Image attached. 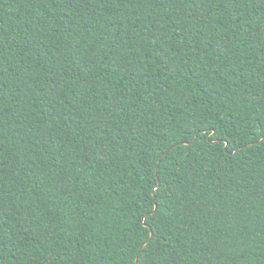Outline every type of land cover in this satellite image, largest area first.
<instances>
[{
    "label": "trees",
    "instance_id": "1",
    "mask_svg": "<svg viewBox=\"0 0 264 264\" xmlns=\"http://www.w3.org/2000/svg\"><path fill=\"white\" fill-rule=\"evenodd\" d=\"M0 264H264V0H0Z\"/></svg>",
    "mask_w": 264,
    "mask_h": 264
}]
</instances>
